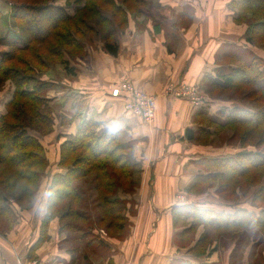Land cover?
Segmentation results:
<instances>
[{"label": "trees", "instance_id": "trees-1", "mask_svg": "<svg viewBox=\"0 0 264 264\" xmlns=\"http://www.w3.org/2000/svg\"><path fill=\"white\" fill-rule=\"evenodd\" d=\"M57 1L0 0V26L10 17L12 26L17 23L21 31L30 33L26 41L19 35L8 41L11 51L0 60V85L10 79L15 86L6 112L0 115V234L8 232L17 222V212L7 203L9 199L20 209L31 208L47 167L44 148L30 133L33 130L46 134L53 130L52 109L45 95L53 83L41 78L43 70L49 63L59 62L67 73H72L74 63L86 57L85 40L116 55L117 29L127 25L128 17L146 20L152 16L153 7L161 6L159 0H83L82 4V0H75L73 5L68 0L67 4L58 5ZM229 7L236 10L234 21L246 24L245 41L264 48V0H232ZM45 15L56 22L40 25L39 20ZM87 32L97 33L98 38L89 37ZM222 50L217 56L218 67L228 68L220 69L215 79L208 80L206 91L210 94L241 91L240 96L256 105L234 103L225 119L216 116L201 119L207 121L210 129L205 126L187 129L184 136L206 143L212 134L232 130L244 148L254 146L235 156L199 160L207 172L195 177L190 190H206L218 180L217 192L232 200L237 190L245 191L264 178V67L259 57L247 56L237 45H224ZM98 125L89 116L79 123L74 134L65 136L59 145L57 165L66 171L54 174L47 188L41 231L57 217L60 231L66 233L65 241L70 242L71 248L96 226L110 233H122L129 223L123 214L126 200L118 195L131 194L138 186V171L129 152L108 129L97 131ZM250 206L254 210L231 206L232 212H212L193 205L173 206L175 227L189 214L193 221L183 225L175 241L184 246L195 227L202 223L205 230L194 238L186 251L189 256L202 254L220 232L242 227L258 228L259 238L264 242V183ZM42 240L41 235L35 245Z\"/></svg>", "mask_w": 264, "mask_h": 264}, {"label": "crops", "instance_id": "crops-1", "mask_svg": "<svg viewBox=\"0 0 264 264\" xmlns=\"http://www.w3.org/2000/svg\"><path fill=\"white\" fill-rule=\"evenodd\" d=\"M231 1L159 0L161 6L151 9V17L143 20L129 16L127 25L117 29L116 55L107 53L98 43L93 42V48L86 45V57L91 61L86 57L78 59L74 65L79 70L73 69L76 75L69 79L68 88L47 95L51 103L61 100V107L67 109L60 115L65 121L54 120L53 124L58 145L52 161L47 157L51 174L42 179L35 204L29 209L17 206V222L0 234V264H179V260L232 264L230 252L236 253L235 248L226 250L223 243L221 247L211 244L204 258L182 252L175 238L184 227L173 225L171 212L181 203H175L178 190L187 189L196 176L207 172L199 160L224 156L215 154V138L212 144H197L184 136L185 131L199 129L201 119L209 116L224 119L229 108L225 102L215 103L213 99L196 108L184 98L172 99L163 93L169 83L204 89L220 69L226 71V67H218L217 56L224 45L243 42L246 31L245 24L234 22L228 7ZM123 80L156 96L152 124L125 113L124 97L110 95L112 86ZM48 81L56 86L55 80ZM70 93L78 94L77 99ZM89 116L99 123L97 131L108 129L129 152L138 171L139 186L133 194L118 195L126 200L123 214L129 221L122 233L96 226L71 248L57 217L42 231L41 225L51 178L66 171L57 165L59 143L66 135L74 134L79 123ZM186 204L212 212L234 210L197 202ZM249 206L237 208L254 210ZM41 235L43 240L35 245ZM247 252L241 264H250Z\"/></svg>", "mask_w": 264, "mask_h": 264}, {"label": "rangeland", "instance_id": "rangeland-1", "mask_svg": "<svg viewBox=\"0 0 264 264\" xmlns=\"http://www.w3.org/2000/svg\"><path fill=\"white\" fill-rule=\"evenodd\" d=\"M74 1L75 0H68V3L73 5ZM66 2L67 1H65V0H58L56 3L58 5H62V4H67ZM82 3H83V0H82L81 4ZM229 3H228V7H229ZM229 9L233 13V18H234L236 10L231 9L230 7H229ZM7 12H9V11H7ZM42 18H43V20H39L40 25H46V24L52 25L56 22V19H51L48 15L47 16L45 15ZM12 21H13L12 18L8 17L5 24L0 26V60L5 58L9 54V52L11 51V48L7 45L8 41L10 42L13 38H16L17 35H19V37H21L24 41H26L27 37L30 36V33L21 31L19 24L16 23L12 26L11 25ZM243 24H245V23H243ZM40 34L44 35L43 33H40ZM96 34L97 33H95V34H93V33L88 34V32L86 33V35H88L89 37H95V39H97L98 36ZM84 42H85V44H87V46L91 45L92 48L94 47L92 45L93 43L91 40H85ZM233 45L239 46L240 49H242V51L247 56H250L253 54L254 56L259 57L261 59V67H264V48L262 46H258V45L256 46V45H253V44L251 45V44L247 43L245 41V36H244L243 42L241 41L238 43H233ZM41 47H42V45H41ZM86 59L88 60V62L91 61L90 60L91 58L88 59V57H86ZM219 63H223V62H219ZM224 64H227V63L224 61ZM233 64H231V65H233ZM70 65L72 66V63H70ZM73 69L79 70V68L78 67L76 68L75 65H74ZM42 73L43 74H42L41 78H44L45 80H51L52 79V80H55L57 82L55 87L52 86L48 89V91L45 94L46 96L47 95L49 96V94L51 92L58 94V93H61L62 90L67 89L68 84H69V79H71V80L74 79V77L76 75V74L73 75L72 73L69 74L67 72H66L67 74L64 75L65 74V68L59 62L49 63L46 66V68L43 70ZM14 87H15L14 83L10 79L6 80L4 83H2L0 85V115L4 114L6 112V103L12 97ZM200 90L202 91V93L204 94V97L206 98L204 104L208 103L209 99H213L214 100V101L212 100L213 102H215V103L218 102L220 104L225 102V104H227V106L229 108V111H230L231 107L233 106V104L237 103V102H239L241 105H247L248 107L249 106L253 107L256 105L254 102H253L254 104L252 105V102H249L248 99H246L244 96L243 97L240 96L242 93L241 91L240 92H233V93H229V92L219 93L218 92L215 94H210L206 91L205 88L203 89V87L202 88L200 87ZM70 95H73V97L75 99H77L76 96H78V94L70 93ZM60 103H62L61 100L51 103V99H50L49 106L52 109L51 111H52L54 120L57 121L60 119L61 122H64L65 120L60 115L67 113V109L61 107L62 105H60ZM73 105H75V103H73ZM218 117H220V116H218ZM225 117H226V115L222 118L225 119ZM202 122H203L202 126H205V128L209 127V124L207 123V121H202ZM209 129H210V127H209ZM211 129H212V127H211ZM30 133L32 135H34L37 138L38 142L43 146L46 158L49 157V161L50 160L52 161V153L57 149V145H58L57 144V142H58L57 137H56L55 133L53 132V130L51 132L46 133V134H39L33 130L30 131ZM213 139L215 140V143H213ZM212 143H213V145H215L217 147L215 154L224 155L223 157H217V158H225L228 156H235V155H237L238 152L245 151L246 148L251 149L250 147H254V146H247L246 148H244L238 142V137L233 134L232 130H222L221 132H219L217 134H214V135L212 134L208 138V142H206V143H199L198 142L197 144L207 145V144H212ZM60 144H61V142L59 143V145ZM49 161L47 158V162H48L47 167L45 169L44 174L41 176V178L39 180V187H38L37 193L39 192L42 179L46 176V174H48V175L51 174L49 169L47 170V168L49 166ZM50 167H51V163H50ZM262 183H264V178H261L258 183L252 184L249 187H247V189L245 191L237 190L236 197H235V199H232V200L224 199L217 192L216 189H217V186L219 185L218 180L215 181L214 186L207 188L206 190H202V191H198V192L191 191L190 189H191L192 185H190L187 189L178 190V192L175 194V201H176L175 203L181 202V203H179V205H181V204L190 205V204H186V203L190 202V203L195 204V202H197V204L221 206L222 208H227V206L228 207L234 206L233 208H236L238 206H249V205H251V200H252L253 196L257 193L259 186ZM201 193H202V195H197V194H201ZM131 194H133V193H131ZM195 195H197V196H195ZM36 197H37V195H36ZM35 202H36V200H35ZM7 203L11 204L14 208H16L15 210H17V204L14 201L12 202L9 199V201ZM175 203H174V205H176ZM126 220H127V222H129L127 217H126ZM192 222H193L192 221V214H189L188 217H185L184 219H182L180 221L179 227L181 228V227H184L183 225H190ZM204 230H205L204 225L202 223L198 224L195 227V230L190 234V236H189L190 239L189 240L186 239L187 243H185V245H184V243H182L184 246H181L179 244V248H182V252L184 251V253L187 254L186 251L192 245L194 238L196 239V237L201 235L204 232ZM259 235H260V230L256 227H252L250 229H246V228L242 227V228H238L235 231H231V232L230 231L226 232V233L220 232L217 235L216 239L214 241H212L209 244V246L206 247L205 251L202 254L197 255L196 253L193 254V252H192V254L197 255L198 257L204 258L207 256L208 250H209V247L211 244H215L216 246L221 247V244L223 243L222 247H224L226 250L231 249V248H235L234 250L236 251V253H233L232 250L230 252V254L232 256H234V257L230 256L232 261H233L232 264H241V258L247 252V249L249 250V253L247 252V254L249 255L248 259H249L250 264H264V242H263V240H260ZM233 244H234V246H233ZM194 258H197V257H194ZM179 264H191V263L190 262L188 263L185 260L184 261L179 260ZM202 264H220V263L218 261L215 262V260H214V261H207L206 263H202Z\"/></svg>", "mask_w": 264, "mask_h": 264}, {"label": "built area", "instance_id": "built-area-1", "mask_svg": "<svg viewBox=\"0 0 264 264\" xmlns=\"http://www.w3.org/2000/svg\"><path fill=\"white\" fill-rule=\"evenodd\" d=\"M163 93L172 99L184 98L196 108L201 107L206 100L198 85L186 83H169L165 86ZM110 95L112 97H124V111L128 115L139 117L146 124L153 122L156 104L155 95L136 87L129 80H123L113 85ZM102 234L105 233L102 232Z\"/></svg>", "mask_w": 264, "mask_h": 264}]
</instances>
